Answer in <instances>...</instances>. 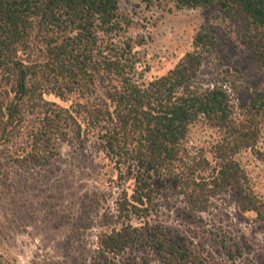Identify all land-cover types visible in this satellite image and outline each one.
I'll use <instances>...</instances> for the list:
<instances>
[{"label":"trees","instance_id":"16d2710c","mask_svg":"<svg viewBox=\"0 0 264 264\" xmlns=\"http://www.w3.org/2000/svg\"><path fill=\"white\" fill-rule=\"evenodd\" d=\"M144 1L217 12L239 28L264 71V0ZM123 24L120 0H0V177L7 160L43 167L60 139H94L115 163L122 190L115 202L120 228L99 235L91 264H116L140 245L154 246L165 264H205L178 241L149 237L142 220L152 213L155 184H169L200 213L215 196L234 191L264 222V200L253 194L236 160L243 151L264 159L258 149L264 85L252 92L242 119L222 87L193 86L203 52L218 44L205 26L193 53L166 75L143 80L134 43L116 40ZM48 96L74 102L65 107ZM201 118L222 135L212 160L185 144ZM226 253L235 260L232 248ZM0 264L11 263L0 255Z\"/></svg>","mask_w":264,"mask_h":264},{"label":"rangeland","instance_id":"374dc122","mask_svg":"<svg viewBox=\"0 0 264 264\" xmlns=\"http://www.w3.org/2000/svg\"><path fill=\"white\" fill-rule=\"evenodd\" d=\"M120 12L124 27L116 40L134 43L146 81L166 75L193 53L196 35L208 27L218 44L203 52L191 84L201 89L222 87L236 118H243L252 92L264 85V71L252 50L242 44L233 22L213 10L178 9L165 1L150 6L144 0H120ZM47 98L65 107L74 102ZM221 138L201 118L191 125L185 144L212 160ZM55 148L56 155L43 167L4 162L0 255L11 264H91L98 253L99 235L120 228L115 202L122 187L115 163L97 150L94 139L86 144L74 137L69 142L60 139ZM258 149L264 151V124ZM236 160L253 194L264 200V159L243 151ZM155 188L152 213L142 220L148 223L149 237L178 241L205 264H264V222L255 219L234 191L215 196L209 210L200 213L169 184H155ZM228 248L235 251V260L228 258ZM146 262L165 264L152 245L129 248L116 258V264Z\"/></svg>","mask_w":264,"mask_h":264}]
</instances>
